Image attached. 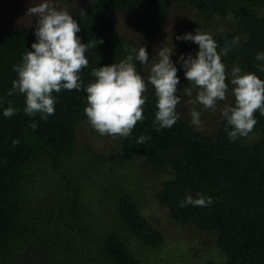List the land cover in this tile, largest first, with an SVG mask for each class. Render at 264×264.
Wrapping results in <instances>:
<instances>
[{
	"label": "trees",
	"instance_id": "obj_1",
	"mask_svg": "<svg viewBox=\"0 0 264 264\" xmlns=\"http://www.w3.org/2000/svg\"><path fill=\"white\" fill-rule=\"evenodd\" d=\"M175 10L184 12L180 33L199 28L212 34L218 48L238 37L221 57L226 72L238 65L264 79V61L254 58L264 51V0H90L73 15L81 42H94L85 52L88 66L80 69L81 80L94 79L92 67L118 61L140 44L149 58L164 42L169 47L172 42L177 55L194 54L192 41H177L174 31L164 35ZM216 20L228 26L217 28ZM34 39L29 29L0 27V109L9 103L18 109L12 116L0 114V264H154L146 255L161 248L163 236L141 213L148 197L166 209L174 224L215 239L221 260L192 264H264V115L254 111L251 132L230 141L220 115L223 104L233 102L229 91L217 103L212 127H196L176 106L179 118L157 131L148 85L143 120L129 136L118 135L113 152H98L80 139L82 128L93 129L83 111V88L54 92V112L47 119L24 113L22 93L8 94L16 78L12 66ZM96 39L101 41L97 45ZM171 58L175 61L176 55ZM136 64L146 77L150 64ZM177 75V94L185 104L188 81L179 65ZM142 134L147 139L136 143ZM79 149L87 161L74 165ZM126 166L133 169L129 186L91 185L90 180H101L96 170ZM87 187L100 194L90 204ZM197 191L211 196V204L179 206L185 193Z\"/></svg>",
	"mask_w": 264,
	"mask_h": 264
},
{
	"label": "clouds",
	"instance_id": "obj_2",
	"mask_svg": "<svg viewBox=\"0 0 264 264\" xmlns=\"http://www.w3.org/2000/svg\"><path fill=\"white\" fill-rule=\"evenodd\" d=\"M27 13L35 17L33 35L35 39L21 54L20 60L12 68L16 78L11 81L10 95L13 91L24 96L23 111L29 117L39 114L40 119L54 112L56 97L61 89H76L86 93L83 109L88 123L100 135L127 137L135 123L143 120V105L148 85L152 86L155 97L153 125L156 130L167 128L179 118L176 110L181 100L178 95L180 77L177 65L183 70L188 81L183 87V94L188 105L199 104L204 109L215 110L218 101H224L230 91L232 103H224L220 115L225 119L226 135L230 141L247 136L255 124L254 111L264 115V79L254 72H245L236 65L229 72L225 71L224 56L232 45L238 44V37L232 38L231 44L217 45L212 34L196 28L192 32H183L175 36L177 41H192L196 50L187 53L175 52L167 43H162L149 58L146 46L129 47L123 58L118 61L92 67L94 78L87 83L81 80L80 69L88 66L85 52L93 46V41L81 42L77 33L80 26L66 7H57L54 0H38L30 4ZM101 41L96 39L95 44ZM176 55V60L171 58ZM256 61H264V51L254 54ZM149 63L145 77L137 69ZM264 68V65H260ZM227 78V82H226ZM195 89V94L193 91ZM17 108L11 103L0 109V114L12 116ZM190 123L201 127V112L195 107L189 109ZM30 127L35 128L32 121ZM147 137H137L136 143H142ZM17 141H13L16 143ZM212 197L197 191L185 193L179 206L187 204L206 206Z\"/></svg>",
	"mask_w": 264,
	"mask_h": 264
},
{
	"label": "rangeland",
	"instance_id": "obj_3",
	"mask_svg": "<svg viewBox=\"0 0 264 264\" xmlns=\"http://www.w3.org/2000/svg\"><path fill=\"white\" fill-rule=\"evenodd\" d=\"M89 1L90 0H54V3L57 7H66L73 16L76 11L82 10ZM36 2H38V0H0V27H22L33 32L35 17L28 14L26 10L30 4ZM183 18L184 12L182 13L177 10L173 11L170 15V20L164 35L171 31H174L175 34H179L180 30L184 28ZM220 26H222V28L228 26L227 21L216 20V27L220 28ZM191 107H195L201 112L200 120L202 126L199 128L212 127L210 124H215L217 121L219 113L218 108L213 111L201 108L199 105H188L181 102L177 104V108H181L188 118H191L189 115V109ZM211 115L212 118H210ZM80 139L83 143L89 142L92 144L98 152L111 153L115 149L118 135H100L94 129L85 127L80 131ZM76 154L72 164H77L81 159L87 161L84 150L79 149ZM86 166H88V164H86ZM96 171H99L96 179L101 177V180L97 179V184H95L93 180H90L94 189H96V186L98 188L100 185L103 186L107 184V181L116 185L119 182H126V185L129 186L133 177V169L129 166L120 167L111 171L102 167ZM89 187L85 189V195H88L85 200L86 204L92 203L94 197L99 198L100 196L98 191L94 193L96 190ZM123 190H127L126 186ZM141 213L163 236L161 248L153 251L151 255H146L152 263L192 264L221 260L215 247V239L212 236L203 234L193 227H182L174 224L168 218L166 209L159 206L152 197L145 199L141 207ZM132 249L133 255H138L137 247L134 246Z\"/></svg>",
	"mask_w": 264,
	"mask_h": 264
}]
</instances>
